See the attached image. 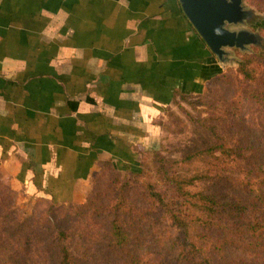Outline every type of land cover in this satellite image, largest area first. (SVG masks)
I'll return each instance as SVG.
<instances>
[{"label": "crops", "instance_id": "obj_1", "mask_svg": "<svg viewBox=\"0 0 264 264\" xmlns=\"http://www.w3.org/2000/svg\"><path fill=\"white\" fill-rule=\"evenodd\" d=\"M220 73L178 0H0V181L81 204L102 161H138Z\"/></svg>", "mask_w": 264, "mask_h": 264}, {"label": "trees", "instance_id": "obj_2", "mask_svg": "<svg viewBox=\"0 0 264 264\" xmlns=\"http://www.w3.org/2000/svg\"><path fill=\"white\" fill-rule=\"evenodd\" d=\"M255 30L264 33V22ZM261 51L242 56L241 84L224 85L222 72L208 81L227 110L198 122L211 137L200 151L171 162L152 148L153 161L129 179L102 161L84 205L38 199L46 210L33 216L0 181V264H264Z\"/></svg>", "mask_w": 264, "mask_h": 264}, {"label": "rangeland", "instance_id": "obj_3", "mask_svg": "<svg viewBox=\"0 0 264 264\" xmlns=\"http://www.w3.org/2000/svg\"><path fill=\"white\" fill-rule=\"evenodd\" d=\"M244 2L248 9L253 11L254 16L258 18L257 22L254 23L250 29L253 31H258L261 37L264 39V33L260 32L259 30H255L256 25L264 22V0H244ZM257 49L260 51L262 50V48L251 47L252 51L245 54L252 55ZM245 54L235 51L234 56L231 57L233 60L232 64L221 66V72L224 76L223 82H225L223 83L224 85L231 86L232 82L237 85L241 84L242 78L237 73V68L239 66L238 64L241 62L242 56ZM207 85L208 83L206 84V90L202 95L196 97L193 96V100L190 101L192 104L186 101L184 102L178 100L172 106L165 109L163 114L157 119L156 126L158 129L155 143L151 142L150 148L139 149L138 155L140 156L138 157V161H134L129 167L125 165L117 167L125 179L130 178L132 171L140 170L141 160L144 159L145 161L149 162L153 161L151 155H145L146 151L149 149L154 148V150L159 153L160 157L174 162L181 160L189 153L204 149L209 144L211 137L206 133V131L203 130V127H201L198 122L207 120L209 118H216L218 115H220V112H225L227 110V103H225L227 99L218 97V95H216L212 89L208 92ZM220 85L224 87V85ZM253 121L255 122L256 120L253 119ZM215 123L219 124L218 121ZM258 124L259 123H257V125ZM261 127L262 126L259 125L258 128L253 132L254 138L252 143L256 142V145L259 144V141L256 140L257 137L261 138V136L264 134H262L260 131ZM96 176L91 181L89 188L90 191L85 197L83 203L68 204L64 207L69 209H77L79 206L84 205L92 191ZM16 197V207L24 212V214L27 216H33L36 208L39 209V213L41 214L46 210V205L42 203L40 204L37 200L33 202L17 194Z\"/></svg>", "mask_w": 264, "mask_h": 264}, {"label": "water", "instance_id": "obj_4", "mask_svg": "<svg viewBox=\"0 0 264 264\" xmlns=\"http://www.w3.org/2000/svg\"><path fill=\"white\" fill-rule=\"evenodd\" d=\"M188 22L220 66L232 64L234 52L264 48V39L250 27L257 22L244 0H178Z\"/></svg>", "mask_w": 264, "mask_h": 264}]
</instances>
